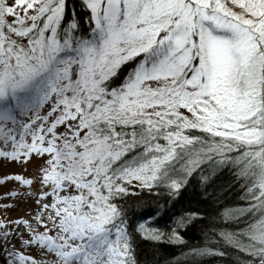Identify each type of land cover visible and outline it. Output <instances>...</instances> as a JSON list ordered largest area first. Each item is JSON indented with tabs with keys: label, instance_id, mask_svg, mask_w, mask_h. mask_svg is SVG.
Segmentation results:
<instances>
[{
	"label": "snow or ice",
	"instance_id": "snow-or-ice-1",
	"mask_svg": "<svg viewBox=\"0 0 264 264\" xmlns=\"http://www.w3.org/2000/svg\"><path fill=\"white\" fill-rule=\"evenodd\" d=\"M9 164L0 264H140L137 237L182 244L206 218L183 190L216 200L225 169L247 203L217 235L264 264V0H0Z\"/></svg>",
	"mask_w": 264,
	"mask_h": 264
},
{
	"label": "trees",
	"instance_id": "trees-1",
	"mask_svg": "<svg viewBox=\"0 0 264 264\" xmlns=\"http://www.w3.org/2000/svg\"><path fill=\"white\" fill-rule=\"evenodd\" d=\"M83 26L88 27L86 20L83 22ZM193 183H195V180H193ZM131 187L132 192L128 194L129 197L141 195V189L134 185ZM198 192V186L195 190L191 187L188 190H183V196L176 204V209L179 210L181 207L185 210L200 208L205 213L206 218L202 222L198 221L189 227L187 231L182 232V244L173 243L167 239L157 241L137 237L135 252L140 264H245V254L239 253L235 248L226 245L217 235L222 229L228 231L243 226L242 222L238 224L235 220L225 219L223 216L226 210L236 209L247 203L243 198L242 188L232 182L227 169H225L216 181L215 191L213 192V195L218 197L216 200L206 199L203 195H198ZM148 197L149 193L144 190L141 199L146 200L147 203L142 208H137L133 203L132 211L129 213V218L133 223H136L142 215L147 220L146 209L151 205V200ZM217 216H219V219H216ZM208 217L211 219H208ZM212 225L216 226L214 230L211 227ZM151 226L159 228L167 235L168 228L165 226V222L157 221ZM200 247H219L227 255L207 254L197 256L194 259L188 255L189 248Z\"/></svg>",
	"mask_w": 264,
	"mask_h": 264
},
{
	"label": "rangeland",
	"instance_id": "rangeland-1",
	"mask_svg": "<svg viewBox=\"0 0 264 264\" xmlns=\"http://www.w3.org/2000/svg\"><path fill=\"white\" fill-rule=\"evenodd\" d=\"M33 168H34V163L29 164V172L25 173V175H28L29 173H31ZM14 171H19V168L14 164H9L7 166H0V172H14ZM5 187H7V186H5ZM3 191H4V189L0 188V193H2ZM24 210H26V209H20L17 211L10 212L8 218L11 219L14 216L20 215ZM2 216H3V211L0 210V217H2ZM33 255H36V253L33 252Z\"/></svg>",
	"mask_w": 264,
	"mask_h": 264
}]
</instances>
